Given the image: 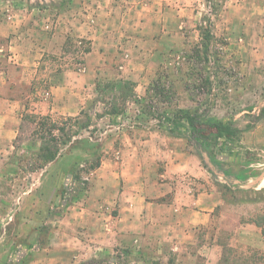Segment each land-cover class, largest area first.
Wrapping results in <instances>:
<instances>
[{"label":"crops","instance_id":"crops-1","mask_svg":"<svg viewBox=\"0 0 264 264\" xmlns=\"http://www.w3.org/2000/svg\"><path fill=\"white\" fill-rule=\"evenodd\" d=\"M53 2L58 4L56 0ZM232 2L243 9L259 4V0ZM79 3L81 8L69 6L70 9L55 15L50 25L40 30L28 29L27 17H22L21 25L25 28L11 37L10 46L16 47L11 59L23 64L19 71L9 73L8 81L1 78L0 133L13 138L17 133L15 124L20 121L22 108L25 109L22 102L28 100L34 113L75 117L88 105L92 92L98 94L99 85L131 81L136 85L137 97L144 96L147 93L144 87L157 79L159 71L170 69L172 56L185 50L194 36L202 39L200 28L207 23L204 7L214 6L216 11L208 15L212 29L219 6L218 0H81ZM92 13H96L93 20ZM225 17L229 21L228 11ZM37 18L44 19L45 15ZM47 28L49 32L45 31ZM71 38L86 39L91 45L82 61L77 66L66 64L60 72L44 71L42 58L60 57ZM4 84H8V89ZM18 85L27 90L25 100L19 96ZM140 87L143 91H139ZM35 91L32 98L30 92ZM118 138L122 147L118 159L105 156L101 160L86 205L78 212L80 220L73 226L74 233L66 227L74 207L58 220L62 225H54L50 253L44 264H79L84 257L123 249H129L133 255L127 261L130 264H154V261L222 264L224 249L218 238L199 237L201 231H219L228 226L229 248L235 253L258 256L255 260L235 257L232 263L264 264V226L255 223L257 213L245 208L259 202L242 198L241 190L249 189L246 183L251 178L241 181L225 174L217 175L215 165L208 157H202L193 143L167 131L135 125L122 128ZM227 186L228 226L223 225V214H218L227 205ZM231 189L236 191L235 198ZM262 189L264 185L257 188ZM79 228H83L81 232L85 235L97 230L98 239L79 236Z\"/></svg>","mask_w":264,"mask_h":264},{"label":"rangeland","instance_id":"rangeland-1","mask_svg":"<svg viewBox=\"0 0 264 264\" xmlns=\"http://www.w3.org/2000/svg\"><path fill=\"white\" fill-rule=\"evenodd\" d=\"M56 1L58 4L53 0H0V91L1 78L8 81L9 73L15 69L19 71L23 64L22 61L11 59L16 47L10 46L11 37L17 36L18 31L25 28L23 23L21 25L22 17L26 15L28 29L40 30L41 27H48L55 15L70 9L69 6H82L79 3L81 0H68V3L66 0ZM218 4L216 25L211 22L214 34L209 52L205 51L206 41L197 40L194 36L185 50L170 58V69L159 71L157 79L144 89L140 87L139 91L147 92L156 81L165 84L171 87V94H168L171 101L160 103L150 91L152 111L158 114L175 109H196L205 123H227L240 129V142L229 145L227 158L225 153L221 154L224 166L234 173L244 171L248 175L252 174L250 181H258L264 177V0L244 9L235 3L233 5L232 0H218ZM213 8L204 7L207 23L202 28L209 26L208 15L216 12ZM225 11L229 12V21ZM41 14L45 18L40 20L37 15ZM91 16L92 20L95 19L96 13ZM47 29L45 31L49 32L50 29ZM200 34L203 37V29ZM90 46L86 39L71 38L60 57L45 55L41 66L49 73L51 70L62 71L66 64L78 65L85 49ZM4 85L8 89V84ZM16 89L20 98L25 100L28 96L25 95L26 88L18 85ZM34 93L36 91L30 92L32 98L35 97ZM146 94L140 98H145ZM91 97L83 109L93 123L88 131L80 130L75 122L68 121L70 117L60 114L48 115L52 122L40 127L38 116L47 115L32 112L33 106L28 100L22 102L25 109L22 108L20 121L15 124L17 133L13 138L0 133V264H44V259L50 253L54 225H62L58 220L73 207V215L65 225L74 233L73 226L80 220L78 212L86 205L89 192L97 179V169L94 167L105 156L118 159L117 153L122 148L118 134L122 128L141 125L152 130L166 131L159 126L157 119L144 115L138 118L137 115L143 110L133 101L127 104L126 112L120 117L99 119L96 114H102L104 106L96 102L99 94L94 95L92 92ZM94 104L96 108L92 110ZM35 115L37 118H32ZM52 123L57 128H66V131L80 130V135L74 137L68 145L61 146L56 160L47 162L40 157V138L42 135L49 137ZM73 124L74 127L70 128ZM54 133L61 143L63 135L59 131ZM201 156L208 157L205 152ZM50 165L54 166L50 168ZM214 169L217 175L224 174L217 166ZM250 181L246 183L249 189L241 190L244 193L242 198L258 200L259 203L245 208L252 214L257 213V219L264 225V189L257 190L264 185V178L256 183ZM80 189H85L82 194ZM227 189V205L219 209L218 214H223V225L228 226L229 186ZM230 192L235 198L236 191L231 189ZM95 211L98 212L97 209ZM81 229L79 236L85 235ZM200 234V239L218 238L224 249L222 264H236L232 263L235 257L246 260L258 257L254 253H235L229 248V226L219 231H201ZM83 237L97 240V230H91L89 235ZM193 249L198 250L197 247ZM131 256L129 249L101 252L92 257H84L86 259L79 264H113L111 260L117 264H130L127 261ZM153 263L161 264L157 261Z\"/></svg>","mask_w":264,"mask_h":264},{"label":"trees","instance_id":"trees-1","mask_svg":"<svg viewBox=\"0 0 264 264\" xmlns=\"http://www.w3.org/2000/svg\"><path fill=\"white\" fill-rule=\"evenodd\" d=\"M204 30L203 37L201 38L206 41L205 51L209 52L210 44L213 39V34L209 26L206 28H200ZM200 49H198L199 51ZM90 47L86 48L84 52H89ZM201 51H199L200 53ZM163 85V87L161 86ZM160 86V88H158ZM136 85L131 81L120 80L115 82L106 83L104 85H99L97 87L99 97L96 100L99 104L104 106L102 114H96L97 118L103 119L106 117H120L127 110V104L129 102H135V104L141 106V111L137 117L141 115L148 116L152 119L159 120V126L164 128L170 135L174 137L186 138L196 147L198 153L205 152L210 159L211 163L217 166L227 177H235L238 180L246 181L252 177V174L248 175L244 171H239L234 173L230 169H226L224 166V158L222 153L226 154V158L229 152V145L236 144L240 142L239 135L241 134L240 129L233 127L227 123H205L203 121V116L199 114L198 110L191 109H175L172 112H159L152 111L151 102L153 99L149 98V93L152 91L155 94V98L160 103H169L171 100L169 98V93L171 94V87L166 86L165 84H160L156 81L152 89L147 91L146 97L141 99L138 98L135 92ZM149 99V101H148ZM151 101V102H150ZM121 105V106H120ZM96 108L95 104L92 105L91 109ZM81 116L85 117L84 120L80 119L81 116L70 117L68 121L70 123L76 124L77 127L81 130L88 131L92 126V119L86 112L83 110L80 113ZM32 118H37V116H32ZM40 119L39 126L45 127L46 124L52 122L51 117L49 116H38ZM49 127V137L42 135L41 147H40V157L47 162H53L59 156L60 148L62 145L66 146L68 143L72 142V139L80 135L79 131H66L67 129L57 128L54 123ZM141 126V125H136ZM74 124L70 128H73ZM44 129V128H43ZM59 131L63 135V141L60 143V138H57V135L54 133ZM101 162L95 165V169L99 168ZM85 189H80V193ZM79 193V194H80ZM262 220V219H261ZM258 226L262 225L260 219L257 218L254 220Z\"/></svg>","mask_w":264,"mask_h":264}]
</instances>
